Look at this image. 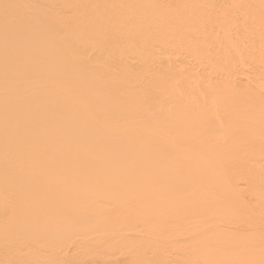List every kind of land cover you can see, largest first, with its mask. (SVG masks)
Returning a JSON list of instances; mask_svg holds the SVG:
<instances>
[{"label": "bare ground", "instance_id": "6f19581e", "mask_svg": "<svg viewBox=\"0 0 264 264\" xmlns=\"http://www.w3.org/2000/svg\"><path fill=\"white\" fill-rule=\"evenodd\" d=\"M263 7V0H0V243L7 242L0 256L18 260L0 264H28L21 250L68 257L73 240L110 245L115 232V240L147 230L159 239L148 225H222L181 234L211 245L172 259L213 264L221 256L213 247L241 236L235 225H263ZM122 125L126 146L105 130ZM75 153L81 170L72 186L50 183L70 175ZM60 165L67 168L57 172ZM83 178L98 209L69 196ZM184 181L195 194L173 197L189 190ZM249 205L258 212L246 213ZM129 243L102 251L143 264L137 252L127 260ZM158 253L149 254L161 264Z\"/></svg>", "mask_w": 264, "mask_h": 264}, {"label": "rangeland", "instance_id": "374dc122", "mask_svg": "<svg viewBox=\"0 0 264 264\" xmlns=\"http://www.w3.org/2000/svg\"><path fill=\"white\" fill-rule=\"evenodd\" d=\"M264 1V0H263ZM16 10V7L14 8ZM264 14V7L262 8V10L260 9V14ZM94 17V16H93ZM93 20V19H92ZM15 21L20 22L21 19H17L15 18ZM26 25L22 24L21 27H19V29L12 28L9 29V31L11 33H18L20 30H22V28H25ZM92 30V31H91ZM89 31L86 32L85 37L81 38V45L84 44L85 41H88L89 36H93V29H91ZM252 29H248L246 30L247 32H251ZM217 51V49H216ZM111 55H114V53H111ZM10 55H6V58H8ZM125 125L119 126L117 128H108L105 130H108L109 134H113L114 136H118V137H123L124 138V142L122 146H126L128 145L131 141L128 140L127 138V133L128 131L122 130L124 128ZM99 130V129H98ZM100 132H103V130H99ZM46 132V130H45ZM43 132V133H45ZM152 134H151V138L153 137L156 138L157 137V132H155V129L151 130ZM25 135H27L28 133H24ZM24 135V136H25ZM152 139V140H153ZM79 138L75 139V142H79ZM151 142V140L149 141H142L141 144L142 145H149ZM121 146V147H122ZM78 159V155L77 153L73 154L71 163L69 164V167L71 168V172L70 175L66 178L63 179H59V178H53L51 180H49L50 183L56 185H60L61 187H71L74 179H75V174L77 172H79L81 170L80 167L77 166L76 164V160ZM91 163V162H89ZM262 163V162H260ZM63 165V164H62ZM60 165V167L57 168V172L62 171L63 169L67 168L66 166H62ZM261 172L264 173V163H262L261 166ZM149 177H146L145 181L148 179ZM42 184L46 187H49V183L45 180L42 181ZM164 184V183H162ZM88 185V188H85V186ZM91 183L90 181L87 180V178H83L81 179L78 184H77V188L69 193V196L73 197L75 199V202L77 204V206L84 204L85 208H95L98 209V199L93 198L92 197V193H88L87 190L91 189L90 188ZM182 187L189 189L188 191L185 190H173L172 191V196L173 197H177L181 194V192L187 194V195H193L195 194V190L192 188L191 186V181H184L183 184H181ZM115 190V192H118L119 190H122V192L126 193V194H130L132 191L131 188L129 187H123L122 189L120 187H114L113 188ZM161 190H163V188H160ZM264 193V191H263ZM84 196L85 197V201H81V197ZM247 196V195H245ZM247 200H250V198H247ZM64 201V200H63ZM262 201H264L262 199ZM262 204H260L261 206ZM234 208H238L241 206V204L238 203H234V205H231ZM259 206V207H260ZM149 212L150 210L153 209V207L148 208ZM249 211H247V209H245L244 211L248 214H253L256 213L258 211H256V207L252 206L248 207ZM103 212H106V210H103ZM161 212L159 213H154V214H161ZM140 222L142 221V217H140ZM94 226V225H92ZM142 227L144 229L145 226L144 225H118V229H124V231L129 230L131 228L134 227ZM150 227H153V230H157L158 232H160V238H157V235L154 234L153 232H149V230H147V232L143 233L142 236H138V237H128V233L127 232H123L120 233L121 235H118L117 240L115 234L118 232H115L114 237L111 239L110 245H108V243H106L104 245L103 242H99V243H92V245H86L83 241H79V240H73L71 242V245L69 243V247L70 248H75V254L72 252L68 256V257H62V258H57L55 256H50V254H46L43 257H39L36 256V253L33 251H31V257L29 254V251L26 252L25 250H21L20 251V255L27 259V261H29L28 264H105V262H107V264H122V260H120L121 256L117 255V256H113L110 257L107 254L103 253L102 248L106 249L107 252L110 250H113L114 247H118V246H123L124 244V239L127 238L129 240V247H131L133 254L132 255H128V259L130 260L132 258H135V256L137 257V253L140 255V261L143 264H156V260H154V257H151V255L149 254L150 252H159L158 254L161 255V257L164 259V261L161 264H184V262H180V261H174L172 259L176 258V256L178 254L180 255H189V252L191 251V249L198 247L197 249H205L206 246L211 245L210 242L205 241V243L203 242L204 240L200 239V238H196L193 241L191 239H188V237H184L181 234L183 233H187V232H194V233H200V232H204L207 233L209 230H213L215 229L217 226H222V225H148ZM224 227L226 226H230V225H223ZM236 227L239 228V233L241 234L240 237H232L231 239H236L235 241H230L229 242H235L232 245H222L220 247H213L214 250H218L216 251L217 253H220L221 256H218V263L213 262V264H264V224L263 225H235ZM159 227H161L160 229H158ZM171 229V230H170ZM178 229V230H175ZM181 229V230H180ZM143 230V229H141ZM174 233L176 236L179 237V240L172 242L170 235ZM194 230V231H193ZM251 232H248V231ZM223 231H227V228H223ZM237 232V231H235ZM163 233V234H162ZM246 234V236H244ZM251 234V237L249 239V236ZM132 239V240H131ZM170 239V240H169ZM198 240V242H197ZM200 240V241H199ZM196 242V243H194ZM200 242V243H199ZM207 242V243H206ZM5 243L4 246H6L7 242H3L0 243V246L3 245ZM84 243V244H83ZM191 244V245H190ZM144 245V246H143ZM194 245V246H193ZM68 246L66 248H68ZM85 246V247H84ZM228 246V247H227ZM9 245L7 246V248L9 249H16V246ZM203 247V248H202ZM205 247V248H204ZM211 247V246H210ZM69 248V249H70ZM190 249V250H189ZM80 250V251H79ZM221 250V252H220ZM24 251V252H22ZM80 253H79V252ZM256 251H260L259 253H261L259 255V253H257L256 255L259 256H254L250 255L248 256V253L251 252V254ZM263 251V252H261ZM126 253L130 252V250H125ZM136 254H135V253ZM105 254V255H104ZM135 254V256H134ZM145 254V255H143ZM10 255V254H9ZM103 255V257H102ZM51 258H50V257ZM145 256V257H144ZM233 256V257H232ZM246 256V257H245ZM252 256V257H251ZM11 256H0V260H4V261H0V262H10V261H15L17 262L18 260L13 257L10 258ZM73 257V258H72ZM99 257V258H98ZM126 257V256H125ZM169 257V258H166ZM260 257V258H259ZM43 258V259H42ZM46 258V260H44ZM49 258V260H47ZM103 258L104 260L101 261ZM118 258V260L116 259ZM106 259V260H105ZM110 259V260H108ZM115 259V260H114ZM138 259V258H137ZM35 260V261H34ZM78 260V261H77ZM84 260L86 262H84ZM117 260V261H116ZM120 260V261H119ZM193 260V261H192ZM50 261V262H49ZM99 262V263H98ZM116 262V263H115ZM212 261L210 259H206V258H201L200 260H195V258L191 259V261L189 262V264H211Z\"/></svg>", "mask_w": 264, "mask_h": 264}]
</instances>
